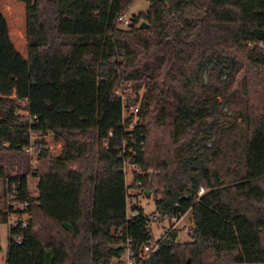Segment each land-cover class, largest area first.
<instances>
[{"label":"trees","instance_id":"obj_1","mask_svg":"<svg viewBox=\"0 0 264 264\" xmlns=\"http://www.w3.org/2000/svg\"><path fill=\"white\" fill-rule=\"evenodd\" d=\"M149 1L124 27L134 0H0V151L26 153L33 134L65 143L53 157L36 138L37 195L4 177L30 214L8 264L116 263L128 237L151 240L141 208L127 218L129 189L157 190L159 219L191 213L190 241L150 264H264V0ZM120 80L145 90L136 162L154 172L129 186Z\"/></svg>","mask_w":264,"mask_h":264},{"label":"built area","instance_id":"obj_2","mask_svg":"<svg viewBox=\"0 0 264 264\" xmlns=\"http://www.w3.org/2000/svg\"><path fill=\"white\" fill-rule=\"evenodd\" d=\"M118 23H120L124 27H129L133 24V19L130 20L127 18L126 14H122L118 17ZM250 47H254L256 45L249 44ZM260 47H264L263 44H259ZM119 85L115 88V96L122 102V127L124 131L127 133L126 137L122 138L121 145L118 146L117 150L120 153V159L123 163V170L126 176V180L128 177L132 178L130 184L133 183L136 174L141 175H153V171H146L140 169L139 164L136 162V158L138 156L137 149L140 146L144 145L143 140H138L136 135H134V131L137 129L138 125L142 123L141 113L143 107V96L144 89L138 90L135 89L133 83L120 80ZM33 119H36L34 117ZM37 134H33V137H36ZM110 139H113L114 136L112 133H109ZM37 139L32 140L31 146L27 149V152H33L35 150V141ZM110 146V141L107 140L104 143V147L108 149ZM127 183V181H126ZM129 184V185H130ZM13 186V190H14ZM130 191V189H129ZM206 193L204 188H200L198 192V198H201ZM33 195H37V191L32 193ZM129 194V193H128ZM187 197V195H185ZM181 198V197H180ZM8 212H9V235L14 228L19 227V224L22 228L28 227V221L30 219V214L28 212V204L22 203L18 206L15 205V201L18 199V194L16 191H8ZM128 219H136L139 218L141 212L139 210H133L132 208L135 204H131L128 198ZM178 205V204H177ZM13 209V210H12ZM190 216L191 213L188 212L186 214H178L175 217L168 219L169 224L167 227H161V233L157 239L154 238L152 227L154 225L151 220L147 222V232L151 236V240L147 243L138 245L135 243L134 239L128 237L127 242L124 246L123 253L121 258L116 262V264H150L154 255L161 249L162 246L172 243L173 241L179 242L178 235L180 233V226L185 222L184 220ZM188 230L191 231L192 228L188 226ZM175 235V239L172 236ZM20 237L15 238L17 243L20 242Z\"/></svg>","mask_w":264,"mask_h":264},{"label":"rangeland","instance_id":"obj_3","mask_svg":"<svg viewBox=\"0 0 264 264\" xmlns=\"http://www.w3.org/2000/svg\"><path fill=\"white\" fill-rule=\"evenodd\" d=\"M150 8L149 0H134L132 4H130L129 8L126 9L124 14H126L127 18L132 20L134 17L139 16L140 14L147 13ZM209 67L205 65L204 68V80L207 78ZM145 93V90H144ZM13 104L17 107L16 114L21 118V120H28L29 115L27 112V104L25 102L19 101L13 98ZM214 123L219 127L225 126V121L222 118H217ZM45 139L47 142V149L49 150V155L53 157L59 156L62 151L65 143L64 141H57L56 137L52 134L46 137H34V139ZM41 167V163H39V157L36 151L26 152V153H13L0 151V169L3 171L0 172V210L8 211V195L7 190L4 183V177H17V176H27L29 180V190L32 193H35L36 184L38 179L35 178L38 175V170ZM127 186L132 181L131 177L127 178ZM154 191V190H148ZM206 191V190H205ZM156 194H152L150 196L146 195L143 192H135L132 189L129 191V202L131 204L137 205L139 208L143 210L144 215L147 219L151 220L154 223L152 230L154 234V238L157 239L161 233V223L158 221L156 216V200L159 199ZM185 222L180 226V234H179V242L185 243L189 242V230L193 227V221L190 220V216H188ZM164 226L167 227L169 221L164 222ZM9 249V226L7 223L0 225V264H8L7 254ZM114 264H116L114 262Z\"/></svg>","mask_w":264,"mask_h":264},{"label":"water","instance_id":"obj_4","mask_svg":"<svg viewBox=\"0 0 264 264\" xmlns=\"http://www.w3.org/2000/svg\"><path fill=\"white\" fill-rule=\"evenodd\" d=\"M140 29H146L148 28V25L145 23V22H142L139 26ZM146 195L150 196L152 194H156L157 193V190H154V191H145L144 192Z\"/></svg>","mask_w":264,"mask_h":264},{"label":"crops","instance_id":"obj_5","mask_svg":"<svg viewBox=\"0 0 264 264\" xmlns=\"http://www.w3.org/2000/svg\"><path fill=\"white\" fill-rule=\"evenodd\" d=\"M157 219H158V221H160L161 226H164V224H165L164 222H165L166 220L169 221V220L166 219V218H165V219H159L158 216H157ZM190 220H191V219H190ZM191 221H192V220H191ZM179 234H180V233H179ZM178 238H179V235H178ZM179 241H180V240H179ZM185 243H186V242H185Z\"/></svg>","mask_w":264,"mask_h":264}]
</instances>
